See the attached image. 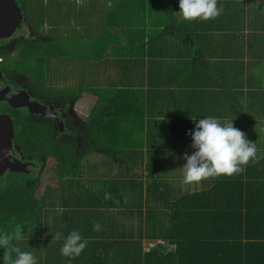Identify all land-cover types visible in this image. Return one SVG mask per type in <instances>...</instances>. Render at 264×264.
<instances>
[{"label":"trees","instance_id":"obj_1","mask_svg":"<svg viewBox=\"0 0 264 264\" xmlns=\"http://www.w3.org/2000/svg\"><path fill=\"white\" fill-rule=\"evenodd\" d=\"M53 1L47 0L45 4L44 0H16L23 21L31 31L29 36L17 39L13 47L15 56H11L12 49L5 45L6 40L0 41V59L4 61L0 70L9 77L13 74L24 77L27 88L33 94L64 100L65 109L69 108L71 102L79 100L89 104L91 110L81 130H72L70 134L67 132L68 136H63L49 123L30 116L26 110H13L7 104L0 103V114H8L13 122V143L21 149L32 168L30 174L7 171L1 177L0 231H11L14 227L11 221L15 218V223L23 226V240L28 235H38L37 230L49 205H52L54 194L64 196L70 182L84 177L87 171L97 173L98 161L104 159L100 157H110L141 170V143L131 141H135L136 133L141 132L145 117L143 82H159L157 87L161 92L172 87L170 67L174 66L173 52L177 46L190 51L191 55L186 59L189 61L197 57L198 51L192 42H201L203 37L211 50L210 56L217 61L221 60L223 53L230 59L229 53L236 38V34L230 32L232 21H227L223 26L220 17L207 22L178 25L173 13L179 9L174 11L167 1L118 0L113 13L116 24L111 26L123 28L124 24L130 25L127 33L131 42L121 45L117 35L114 40L102 42L103 35L90 46V52L77 56L67 48V45L72 46L69 37L53 36L55 28L49 30V39L39 34L40 26L50 19L47 9L53 6ZM227 2L217 0V6L224 7ZM225 9H228L227 5ZM168 35L174 41L172 46L166 47ZM260 38L263 39L264 35L254 37L250 49L255 54L261 52L255 46ZM254 53L245 55V64L241 55V67L249 65L251 58L256 57ZM94 54H98L99 58L106 57L101 65L113 69L117 77L125 79V83L94 87L83 76L78 77L79 74L76 76L74 73L75 81L72 84L64 82L67 85L57 89L47 86L51 78V61L57 60L60 68L67 66L69 60L71 63H92L98 58H94ZM233 64L229 63V67L235 69L236 64ZM235 78L225 79L220 85L228 81V89ZM149 85L152 86L151 81ZM253 91H248L246 100L241 86L220 92L219 96L226 99L221 117L235 118L246 111L251 113L255 106ZM261 95L264 96V92ZM244 102L247 107L243 105ZM43 173L46 177L41 179ZM132 183L130 180L123 182L119 199L123 211L114 212L111 223L104 226L111 231L112 239L99 245L101 264H264V154L259 163L250 162L242 174L209 178L200 182L199 188L193 192L176 188L178 193L160 208L148 203L144 212L146 223L143 226L139 223L135 229L131 226L127 228V224L121 221L128 214L130 218L137 217L141 221V187L138 195L131 196L128 192L135 188ZM117 185L108 184L111 194L117 192ZM84 196L85 210L97 212L103 208V203L104 206L108 203L103 194ZM123 196L136 200L138 197L136 216L128 212L132 209L122 201ZM64 202L72 203L74 200L66 198ZM77 202L80 204L79 200ZM98 214L101 220L107 216L103 211ZM83 221L82 224H85L86 221ZM82 238L86 240L88 236L82 235ZM144 239L163 240L174 248L168 250L167 247L157 246L144 253ZM59 244L55 250L61 249L63 242ZM112 249L117 251L116 262L110 255ZM54 254L60 256V250L54 251ZM3 255L4 249L0 248V264H3ZM70 261L71 264H81L79 257Z\"/></svg>","mask_w":264,"mask_h":264},{"label":"crops","instance_id":"obj_2","mask_svg":"<svg viewBox=\"0 0 264 264\" xmlns=\"http://www.w3.org/2000/svg\"><path fill=\"white\" fill-rule=\"evenodd\" d=\"M117 2L118 0H86L78 4L76 0H54L52 8L55 9V19L63 14H68L75 20L74 25L71 22L72 26L70 28L67 26L68 32H64L59 37L61 36L63 39L69 37L72 48L78 42L86 41L90 37H94L95 43L103 35L102 42L114 40L117 35L119 44L127 45L131 42L130 34L127 33V28L130 25L124 24L123 28L111 26L116 24L113 13L116 10ZM226 5L228 9H225ZM223 9V14L219 16V19L223 26L227 21H232L230 32L236 34L233 49L229 53L231 54L230 59H227V54L223 53L221 60L215 61L210 56L211 50L207 46L206 39L201 37V42H192L198 49L197 57L194 59L186 61L191 53L184 47L177 46L174 50V66L170 67L173 76L172 87L161 92L157 87L159 82L152 80L143 82L142 88L145 91L146 101L145 117L141 132H137L135 141H131V143H141V170L138 171L131 164H125L119 160H113L110 163V157L102 156L100 158L104 159L98 161L97 173L87 172L76 182H70L64 196H58L59 193L54 194V197L51 198L52 205H49L37 230L38 235H28V238L24 239V243V240L15 242L16 246L21 247L23 251L32 252L37 258L38 264H71L69 258L66 259L62 255L56 256L54 251L60 249L55 250L54 248L60 246V241L63 242V238L73 230H77L81 236H88L86 238L87 247L79 256L81 264L98 262L101 264L98 257L99 245L112 239L111 231L107 229V226H104L111 223V215L114 212L123 211L119 199L125 181L130 180L133 182L132 184H135V188H131L128 192L131 196L138 195L139 187H141V221L137 217L130 218L129 214L124 216V219L121 218V221L127 224V228L131 226L133 229L137 228L139 223L142 226L145 225L144 212L148 203L160 208L168 199L178 193L176 188L181 187L188 192L196 191L199 184L182 185L180 169L186 163L183 158L185 153L191 155L194 151L191 148L192 139L189 133L195 130V125L200 119L211 116L218 118L221 124L232 121L237 129L246 135L248 141L256 143L257 155L261 157L264 154V96L261 95L264 92V38H260V41L255 43L257 50L261 52L255 54L253 50H250L254 43V37L264 35V0H228ZM50 11H52L51 8H48L49 17H51ZM87 28L92 29V32L95 30V34L88 37L87 33L83 32V29ZM211 39L215 40L213 37ZM251 52L256 57L252 56L253 59L251 58L249 65L241 67L242 63H247L245 55ZM91 53L93 52L91 51ZM96 57H99L98 54L94 58ZM97 61L98 58L91 63L92 67L96 65ZM229 63H234V66L236 64V68H230ZM257 69L260 71L257 72ZM117 70L119 71L118 68ZM110 71L113 72V75L101 74L98 76L99 78L96 76L95 79L92 76L89 83L94 87L125 83L122 76L117 77V72H114L113 69ZM232 77H236L237 80L235 78L231 87L226 89L228 81L223 86L220 85L225 79ZM150 81L152 86L149 85ZM240 86L243 88L245 100L248 91L254 90L252 98L255 106L252 112L246 111L244 114L236 115L235 118H240L238 120H234L235 118L232 117L222 118L226 99L222 95L219 96V93L226 90L232 91ZM152 87H156V89ZM73 104V106L88 109L85 115L86 119L91 106L79 100ZM243 105L247 107L245 102ZM87 179L93 181L86 182ZM139 182H141V186H139ZM112 183H118L115 194L110 193L113 185L108 188V184ZM84 194L95 197L103 194L108 203L106 206L103 203V208L97 212H93L91 208V210H85L83 202L86 196ZM63 198L73 199L74 202L65 204ZM77 200L80 201V204ZM122 201L132 209L128 212L136 216V212L139 210H136L139 205L138 197L136 200L123 196ZM100 211L107 214L103 220L98 214ZM83 220L86 221L85 224H82ZM95 222H99L101 225L100 231L93 230L91 224ZM89 223L90 227L87 225ZM57 232L62 234L59 241L53 240ZM147 242L149 240H142V247ZM110 252L111 257L113 255V259H115L113 262H116L117 251L112 249Z\"/></svg>","mask_w":264,"mask_h":264},{"label":"clouds","instance_id":"obj_3","mask_svg":"<svg viewBox=\"0 0 264 264\" xmlns=\"http://www.w3.org/2000/svg\"><path fill=\"white\" fill-rule=\"evenodd\" d=\"M223 11V6H217V0H179V11L173 13V17L178 25L207 22L222 15ZM189 135L194 151L191 155L185 153L183 157L186 163L180 169L182 185H197L209 178L242 174L250 161H260L256 143L248 141L246 135L233 126L232 121L221 124L218 118L209 116L200 119ZM11 224L14 225L11 231H0V248L4 249L3 264H38L32 252L16 246L15 242L24 238L23 226L15 223V218ZM93 230L100 231L101 225L94 223ZM61 238L62 234L57 232L53 240L59 241ZM87 243L77 230H73L63 238L60 253L69 259L77 258L86 249Z\"/></svg>","mask_w":264,"mask_h":264},{"label":"water","instance_id":"obj_4","mask_svg":"<svg viewBox=\"0 0 264 264\" xmlns=\"http://www.w3.org/2000/svg\"><path fill=\"white\" fill-rule=\"evenodd\" d=\"M169 2L174 11L179 9V0H164ZM23 26V16L16 0H0V40L13 36L16 30ZM0 80L2 73L0 71ZM9 89L0 90V102H7L11 109L26 108L28 114H37L43 118L55 117L48 109L35 101H30L28 94L23 91L21 94L7 98ZM58 122H61L57 119ZM14 127L10 116L6 113L0 114V179L9 171L12 173L30 174L31 167L23 162L24 156L21 149L13 143ZM17 153L20 159L17 160L14 154Z\"/></svg>","mask_w":264,"mask_h":264},{"label":"rangeland","instance_id":"obj_5","mask_svg":"<svg viewBox=\"0 0 264 264\" xmlns=\"http://www.w3.org/2000/svg\"><path fill=\"white\" fill-rule=\"evenodd\" d=\"M76 1L78 4H81L83 1H86V0H76ZM44 2H47V0H44ZM51 10L52 11H50V16H51L50 19H46V23H43L39 28V34L41 35V33H43L42 36L43 38L45 37L46 39L50 38V34H49L50 29H53L56 27L55 29L57 30H54L55 32L53 34V36L55 37V36L62 35L64 32H68L67 26L70 28L72 25L75 24L74 18L71 16H68V14H63L55 19V14H54L55 9L51 7ZM71 22H72V25H71ZM40 29H43V30L40 31ZM83 32L87 33L88 37H90L92 34H95V30H93L92 32V29H89V28H87L86 30L83 29ZM21 33L22 32H20V34ZM23 33H26V32H23ZM171 38L172 37L170 36L167 37L166 47L172 46L171 44H172V41L174 40ZM93 39L94 37H90L86 39V41L78 42V44L74 46V48H72V46L70 47L69 45H67V48H69L70 51H72V53H75L77 56H82L85 52H88L90 46L94 44ZM11 56H15V51L12 52ZM105 59L106 57H101V58L98 57V61L94 67H92L90 62L81 63L80 61L79 62L73 61L71 63L69 60L67 66H63L60 68V66H58V62H56L57 60L51 61L50 63L52 64H50V69H49L51 78L47 81V86L57 89V87L65 86L67 85V83L72 84L75 81L74 73L76 74V76L79 74L78 77H80V75L83 76L84 80L88 82H90L92 76H93V79H95L96 76L97 78H99L98 76H100L101 74L113 75V72H111L107 67H104L101 65V63H103ZM82 71H84L86 74L83 73ZM64 82H67V83H64ZM81 108L79 106H73L72 113L76 118L80 119V121H82L83 123L85 119V115L88 112V109L86 107L82 109ZM112 161L113 159H110V163ZM43 177H46V174L43 173L41 175V179Z\"/></svg>","mask_w":264,"mask_h":264},{"label":"flooded vegetation","instance_id":"obj_6","mask_svg":"<svg viewBox=\"0 0 264 264\" xmlns=\"http://www.w3.org/2000/svg\"><path fill=\"white\" fill-rule=\"evenodd\" d=\"M23 30H25V31H23ZM42 30L43 29H41V31ZM30 31H31L30 27L27 26L26 23L23 21V26L21 29L16 30L11 38L2 39V40H6L5 45L7 47L11 48L12 52H14L13 47H14L17 39H23L24 37L29 36ZM20 32H22V33L20 34ZM23 32H26V33H23ZM0 48H1V46H0ZM3 62L4 61L0 62L1 63L0 68L3 67V64H4ZM2 79L3 80H0V90L6 89V88L9 89V92L6 95L7 98H10L14 95L21 94L23 91H25L28 94L30 101H35L39 105L45 106L48 109L49 113L54 114L55 117H53V118L52 117L43 118L37 114H29V115L34 117L37 120H42L43 122L49 123L60 135L68 136V133L70 134L72 130H81L82 129V126H83L82 121H80V119L76 118L72 113L73 105H74L73 103L75 101L71 102L68 109H65L66 103L64 102V100L63 101L54 100L53 98H46V97H42L40 95L33 94L27 88V84L25 83L24 77H22L20 75L13 74L11 77H9V76L4 75L2 73ZM0 103L7 104V102H5V101L0 102ZM18 109H21V110L24 109L27 111L26 108H18ZM27 113H28V111H27ZM57 119H59L61 122H58ZM78 140H79V137H78ZM14 157L17 160L20 159V156L17 153L14 154ZM23 162L28 163V160L24 157Z\"/></svg>","mask_w":264,"mask_h":264},{"label":"built area","instance_id":"obj_7","mask_svg":"<svg viewBox=\"0 0 264 264\" xmlns=\"http://www.w3.org/2000/svg\"><path fill=\"white\" fill-rule=\"evenodd\" d=\"M1 62V59H0ZM160 246L163 248H168L169 249H173L174 246H168V244L163 241V240H157V241H149L147 242L144 246H143V251L144 253H149L152 249H154L155 247Z\"/></svg>","mask_w":264,"mask_h":264}]
</instances>
